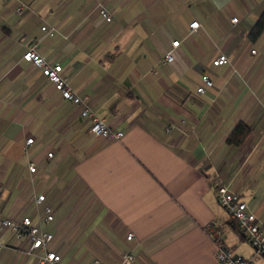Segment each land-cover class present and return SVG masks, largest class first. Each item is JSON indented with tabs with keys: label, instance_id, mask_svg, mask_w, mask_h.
<instances>
[{
	"label": "crops",
	"instance_id": "crops-1",
	"mask_svg": "<svg viewBox=\"0 0 264 264\" xmlns=\"http://www.w3.org/2000/svg\"><path fill=\"white\" fill-rule=\"evenodd\" d=\"M263 6L0 0V219L29 216L52 234L41 250L30 249L25 232L6 231L0 264H38L46 251L60 254L56 264H122L123 252L132 264H214L213 236L233 255L264 264L215 198L223 183L264 229V31L249 36ZM33 45L62 65L72 90L123 132L120 140L91 134L79 107L23 59ZM168 52L172 60L161 63ZM221 53L227 62L214 66ZM204 71L214 85L199 94ZM239 122L248 132L227 142ZM27 137L34 141L25 151ZM44 205L54 206L49 222Z\"/></svg>",
	"mask_w": 264,
	"mask_h": 264
},
{
	"label": "built area",
	"instance_id": "built-area-1",
	"mask_svg": "<svg viewBox=\"0 0 264 264\" xmlns=\"http://www.w3.org/2000/svg\"><path fill=\"white\" fill-rule=\"evenodd\" d=\"M21 6L17 8V11L21 10ZM98 15L106 22L112 20L110 11L102 5H99ZM237 18L233 17L231 23L236 24ZM199 27L198 21H192L189 24V33L197 30ZM41 30L49 36H52L55 29L44 24L41 26ZM178 40L172 42V46H177ZM252 54H255V50H251ZM172 54L168 52L161 63L169 62L172 60ZM23 59L30 62L33 66L38 68L40 72L54 84V87L60 92L62 97L71 101L73 104L79 107L80 116L90 121V132L95 136H100L105 140H120L123 137V132L114 130L104 119L98 118L89 106V99L87 96H80L76 94L69 85V81L66 77L62 76V65L60 63H52L47 61L44 57L39 55L35 46H30L23 54ZM227 62V58L224 54H219L212 60L214 66L223 65ZM202 84L196 89L199 94L205 93V87H212L214 85L211 75L204 71L201 74ZM34 139L27 137L24 141V149L26 151L27 146L33 144ZM52 156L51 152L47 153V157ZM29 170L32 173H36V167L33 164L29 165ZM215 198L217 202L226 210L228 216L237 222L239 230L244 233L250 243L252 244L255 254H264V229L262 224L257 222L256 215L248 208L247 203L241 198V196L233 191H230L223 183H218L215 187ZM45 199V194H36L35 202L40 204ZM43 221L49 222L53 219L54 206H43ZM13 231L18 235L25 232L30 240V249L45 250L47 242L52 238V234L49 232H43L39 225L32 223L29 216H24L20 221L14 218L0 219V249L3 247L1 237L6 231ZM133 234L128 233L126 238L130 240ZM217 242L215 250L214 264H256L252 258H243L241 256L233 255L232 252L222 245V239L211 237ZM45 252V251H44ZM122 264H132L134 256L131 253L123 252L120 256ZM61 256L55 252H47L39 257L38 264H56L60 261ZM97 264V261H95Z\"/></svg>",
	"mask_w": 264,
	"mask_h": 264
},
{
	"label": "trees",
	"instance_id": "trees-1",
	"mask_svg": "<svg viewBox=\"0 0 264 264\" xmlns=\"http://www.w3.org/2000/svg\"><path fill=\"white\" fill-rule=\"evenodd\" d=\"M264 31V6L258 12V19L251 27L249 36L254 39ZM249 128L246 124L239 122L235 125L232 131L227 137V142L238 143L240 136H244L248 132Z\"/></svg>",
	"mask_w": 264,
	"mask_h": 264
}]
</instances>
